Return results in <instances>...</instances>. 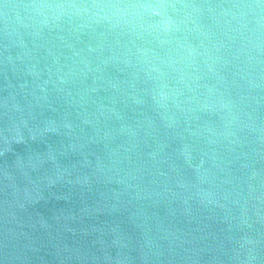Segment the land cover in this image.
Instances as JSON below:
<instances>
[{"label": "water", "instance_id": "1", "mask_svg": "<svg viewBox=\"0 0 264 264\" xmlns=\"http://www.w3.org/2000/svg\"><path fill=\"white\" fill-rule=\"evenodd\" d=\"M0 264H264V0H0Z\"/></svg>", "mask_w": 264, "mask_h": 264}]
</instances>
